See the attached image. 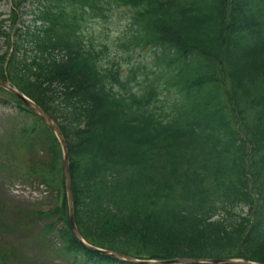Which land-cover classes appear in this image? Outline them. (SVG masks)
<instances>
[{"label": "trees", "instance_id": "obj_1", "mask_svg": "<svg viewBox=\"0 0 264 264\" xmlns=\"http://www.w3.org/2000/svg\"><path fill=\"white\" fill-rule=\"evenodd\" d=\"M33 2L42 23L16 34L7 74L64 135L82 236L140 259L264 262V0ZM121 7L133 29L127 47L152 49L123 76L78 35L85 17L119 16ZM137 74L141 87L131 88ZM20 133L45 151L29 173L55 192V205L30 212L44 220L38 233L53 252L65 264H133L74 238L59 142L37 117ZM12 255L0 246V264Z\"/></svg>", "mask_w": 264, "mask_h": 264}, {"label": "rangeland", "instance_id": "obj_2", "mask_svg": "<svg viewBox=\"0 0 264 264\" xmlns=\"http://www.w3.org/2000/svg\"><path fill=\"white\" fill-rule=\"evenodd\" d=\"M14 2L16 0H0V22L3 20L2 29L5 31L9 30V22L11 18L9 17V12L14 7ZM33 6H20L18 9V17L16 18V23L14 28L19 26V23L24 19V22L31 18L30 13H24L25 11L32 10ZM21 12L23 14L21 15ZM121 13V15H120ZM120 17H110L106 20H93L90 21L87 17L83 20V24L87 33L97 40L96 46H101V44H106L107 49L105 51L106 57H110L112 53L118 51L121 45V41L124 39V27L126 26V16L129 10L126 8H120ZM120 18V21H119ZM21 19V20H20ZM12 30V27H10ZM85 40L89 42L88 38ZM0 44L2 45L0 50L6 51V45L4 43V38L0 37ZM151 49L149 47H143L140 50H136L132 53V57L127 59L124 57V63L121 67V72L123 73L126 69V64L131 62H136L137 60H144L148 55H150ZM104 60V59H103ZM1 96V94H0ZM3 96V95H2ZM1 96V97H2ZM24 115L14 112V106L10 104H2L0 100V143L7 147H21L25 140H18L15 142L10 136L6 135L8 129L14 127L15 122H22ZM8 148V149H9ZM25 150L19 149L17 154L19 158L18 166L22 168L23 173L29 172V167L36 159H40L39 156L42 154H37L35 151L31 154ZM5 157L0 152V161L3 162ZM24 168H23V167ZM33 169L30 167V170ZM149 175L154 174V171L147 168ZM5 171L0 170V245L8 250H12L14 254L13 261L11 264H64L58 257L53 253L52 247L49 244L47 238H43L39 229L42 227L44 220L33 219L31 216V209H43L48 210L55 204V196L50 192L45 196L43 200H30L23 197L21 194L16 195L12 193L7 184L15 183L17 180L23 181L22 183H33L38 181L35 176L21 175L19 173L17 178L15 176H9L4 173ZM245 210H247V207ZM30 221V222H29ZM19 224V226H13ZM60 223H56V227L60 228ZM50 235H47L49 237Z\"/></svg>", "mask_w": 264, "mask_h": 264}, {"label": "water", "instance_id": "obj_3", "mask_svg": "<svg viewBox=\"0 0 264 264\" xmlns=\"http://www.w3.org/2000/svg\"><path fill=\"white\" fill-rule=\"evenodd\" d=\"M0 86L8 88L11 92H13L29 109H31L33 112L38 114L43 120L49 124V126L56 132L61 148H62V171H63V178H64V184L67 194V201H68V220H69V227L72 231L73 235L78 239V241L83 244L85 247H87L90 250L96 251L98 253H101L103 255H106L108 257L122 259L128 262H135V263H156V264H174V263H198V262H215V263H222V264H264V263H254L250 261H243V260H237V259H230V258H221V259H197V258H188V257H180V258H174V259H166L161 261H138L137 259H134L132 257L126 256L122 253L110 250V249H103L98 248L96 246L90 245L81 237L80 232L76 226L75 219H74V212H73V198H72V192H71V184H70V171H69V164H68V153L66 144L64 141V138L51 118L49 114H47L45 111H43L37 104L33 103L29 99H27L25 96L21 95L19 92H17L13 87H9L8 80H5V83L0 82Z\"/></svg>", "mask_w": 264, "mask_h": 264}]
</instances>
